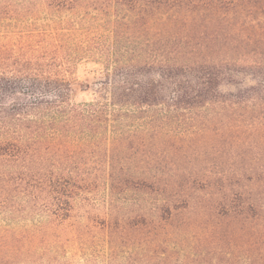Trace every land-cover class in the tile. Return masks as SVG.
Returning <instances> with one entry per match:
<instances>
[{
  "label": "trees",
  "instance_id": "1",
  "mask_svg": "<svg viewBox=\"0 0 264 264\" xmlns=\"http://www.w3.org/2000/svg\"><path fill=\"white\" fill-rule=\"evenodd\" d=\"M41 7L53 42L0 43V264L72 246L89 264H264V0H0V26ZM80 35L101 99L72 97Z\"/></svg>",
  "mask_w": 264,
  "mask_h": 264
},
{
  "label": "rangeland",
  "instance_id": "2",
  "mask_svg": "<svg viewBox=\"0 0 264 264\" xmlns=\"http://www.w3.org/2000/svg\"><path fill=\"white\" fill-rule=\"evenodd\" d=\"M6 26H0V43L2 44H16V49L19 50V44L24 41H31L34 43V46L37 44L48 41L53 42L51 34L58 32L59 28L56 26H51L54 24L53 19L50 18L46 9L43 7L40 8L35 14H27L25 19L21 22L7 19L5 21ZM82 40L80 35L77 39L72 36L70 38V44L65 50V54L68 56H75L72 64L71 74L79 80V85H77L74 94L72 95L73 99L76 101L83 100H96L101 99L104 95V87L102 84L103 81V66L99 62L94 61L93 59H88L86 55L80 56L77 55L74 51L75 43ZM106 187L102 183L99 187L97 196V202L100 203V209L95 213L98 216H104V207L103 203L106 199ZM81 214V213H80ZM84 220V219H83ZM103 228H94L90 232L89 244L87 245V252H93V247L96 243L98 249L102 250L105 247V242L103 239L104 236ZM96 235V236H94ZM96 237V239L94 238ZM75 246L68 247V258L69 262L66 264H89L86 263L84 255H74L76 253ZM98 264H105L103 258H99Z\"/></svg>",
  "mask_w": 264,
  "mask_h": 264
}]
</instances>
